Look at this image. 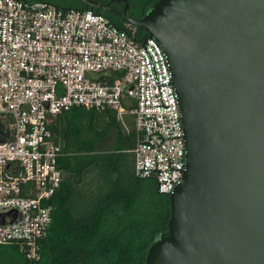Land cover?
I'll use <instances>...</instances> for the list:
<instances>
[{
  "label": "built area",
  "instance_id": "obj_1",
  "mask_svg": "<svg viewBox=\"0 0 264 264\" xmlns=\"http://www.w3.org/2000/svg\"><path fill=\"white\" fill-rule=\"evenodd\" d=\"M72 108L112 112L136 144L134 171L170 195L186 148L167 55L152 37L103 12L46 0H0V245L41 256L48 203L70 153L54 129Z\"/></svg>",
  "mask_w": 264,
  "mask_h": 264
},
{
  "label": "water",
  "instance_id": "obj_2",
  "mask_svg": "<svg viewBox=\"0 0 264 264\" xmlns=\"http://www.w3.org/2000/svg\"><path fill=\"white\" fill-rule=\"evenodd\" d=\"M141 27L167 55L186 148L167 233L144 264H264V0H83Z\"/></svg>",
  "mask_w": 264,
  "mask_h": 264
},
{
  "label": "trees",
  "instance_id": "obj_3",
  "mask_svg": "<svg viewBox=\"0 0 264 264\" xmlns=\"http://www.w3.org/2000/svg\"><path fill=\"white\" fill-rule=\"evenodd\" d=\"M156 1L128 0V15L141 18ZM49 2L91 8L117 25L125 23L83 0ZM126 122L127 129L112 112L83 108L58 116L54 129L70 154L59 161L62 179L48 201L52 221L41 256L29 260L17 245H0V264H144L151 243L167 233L170 197L157 191L153 178L135 174L128 150L136 144V132L130 116Z\"/></svg>",
  "mask_w": 264,
  "mask_h": 264
},
{
  "label": "flooded vegetation",
  "instance_id": "obj_4",
  "mask_svg": "<svg viewBox=\"0 0 264 264\" xmlns=\"http://www.w3.org/2000/svg\"><path fill=\"white\" fill-rule=\"evenodd\" d=\"M119 3H122V2H119ZM110 8H111L110 12H113L117 15H118V13L122 12V10H123V6L121 4H118V3L111 4ZM128 11H129V7L127 9V14H128ZM140 17H142V16H140Z\"/></svg>",
  "mask_w": 264,
  "mask_h": 264
},
{
  "label": "rangeland",
  "instance_id": "obj_5",
  "mask_svg": "<svg viewBox=\"0 0 264 264\" xmlns=\"http://www.w3.org/2000/svg\"><path fill=\"white\" fill-rule=\"evenodd\" d=\"M49 1H52V0H49ZM54 1V0H53ZM67 1V0H66ZM59 2V1H58Z\"/></svg>",
  "mask_w": 264,
  "mask_h": 264
}]
</instances>
